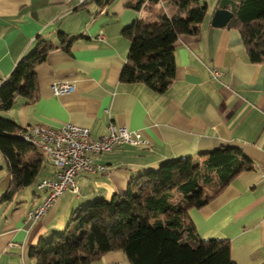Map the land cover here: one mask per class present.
<instances>
[{
    "label": "crops",
    "instance_id": "obj_1",
    "mask_svg": "<svg viewBox=\"0 0 264 264\" xmlns=\"http://www.w3.org/2000/svg\"><path fill=\"white\" fill-rule=\"evenodd\" d=\"M137 1L0 0V80L39 38L56 45L36 66V97L19 95L10 109L0 110L2 116L23 128L72 122L88 127L96 138L115 124L140 130L150 140V145L123 144L97 154L95 161L109 171L79 172L80 193L66 191L37 220L27 218L47 195L37 183L53 178L57 168L37 150L42 162L36 179L8 198L12 175L0 151V264H36L29 249L63 231L74 209L123 194L134 177L164 161L180 156L202 161L203 152L220 146L239 147L252 167L227 181L216 169H207L200 184L208 200L191 207L189 216L201 238L229 240L236 264H264V63L250 61L237 28L211 24L219 0L213 7L208 0L200 32L181 35L175 44V76L165 92L122 82L130 49L123 28L139 18L156 20L165 6L162 0H143L135 7ZM68 42L69 50L63 46ZM55 82L75 88L55 95ZM92 264L128 261L117 250Z\"/></svg>",
    "mask_w": 264,
    "mask_h": 264
},
{
    "label": "trees",
    "instance_id": "obj_2",
    "mask_svg": "<svg viewBox=\"0 0 264 264\" xmlns=\"http://www.w3.org/2000/svg\"><path fill=\"white\" fill-rule=\"evenodd\" d=\"M162 1L165 6L156 20L139 18L122 30L130 49L120 80L142 82L156 92H165L173 81L177 40L184 34H198L208 13L204 0ZM235 2L228 26L240 31L250 61L264 63V0ZM55 46L39 38L18 60L0 87V110L10 109L19 95L36 97V66ZM63 46L69 50L70 43ZM23 129L0 114V151L12 175L8 198L32 184L41 167L42 157L36 151L43 150L19 137ZM202 155V161L192 156L164 161L134 177L123 194L74 209L66 228L31 247L29 257L36 264H92L108 252L121 250L128 264H236L229 240L201 238L188 211L208 200L200 184L207 169H216L220 179L227 181L251 168L252 161L236 146H220Z\"/></svg>",
    "mask_w": 264,
    "mask_h": 264
},
{
    "label": "built area",
    "instance_id": "obj_3",
    "mask_svg": "<svg viewBox=\"0 0 264 264\" xmlns=\"http://www.w3.org/2000/svg\"><path fill=\"white\" fill-rule=\"evenodd\" d=\"M64 3L75 2L84 4L92 0H62ZM103 37L102 34L99 35ZM216 76L222 73L213 69ZM4 80H0V87ZM74 84L55 82L52 91L55 95L71 92ZM19 137L42 149L57 168L53 178H43L37 183L38 189L47 192L44 200L32 206L27 212V218L37 220L43 217L57 200L66 192L80 193L76 176L79 172L106 173L109 166L95 161V156L113 150L123 144L150 145V140L140 130H132L126 126L110 124L109 130L101 137H94L85 126L67 122L60 128L46 125H34L18 132Z\"/></svg>",
    "mask_w": 264,
    "mask_h": 264
},
{
    "label": "water",
    "instance_id": "obj_4",
    "mask_svg": "<svg viewBox=\"0 0 264 264\" xmlns=\"http://www.w3.org/2000/svg\"><path fill=\"white\" fill-rule=\"evenodd\" d=\"M236 10L235 0H219L212 16L211 24L215 27L226 26Z\"/></svg>",
    "mask_w": 264,
    "mask_h": 264
},
{
    "label": "rangeland",
    "instance_id": "obj_5",
    "mask_svg": "<svg viewBox=\"0 0 264 264\" xmlns=\"http://www.w3.org/2000/svg\"><path fill=\"white\" fill-rule=\"evenodd\" d=\"M205 2H207V4H208V0H204ZM218 1V0H217ZM213 3H215V2H213V0H211L210 1V5H212V7H213ZM212 9V8H211Z\"/></svg>",
    "mask_w": 264,
    "mask_h": 264
}]
</instances>
